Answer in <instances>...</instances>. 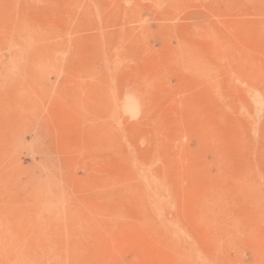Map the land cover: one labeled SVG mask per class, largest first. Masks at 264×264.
Masks as SVG:
<instances>
[{"label": "rangeland", "instance_id": "rangeland-1", "mask_svg": "<svg viewBox=\"0 0 264 264\" xmlns=\"http://www.w3.org/2000/svg\"><path fill=\"white\" fill-rule=\"evenodd\" d=\"M0 264H264V0H0Z\"/></svg>", "mask_w": 264, "mask_h": 264}]
</instances>
